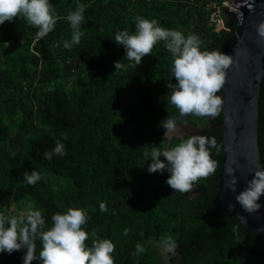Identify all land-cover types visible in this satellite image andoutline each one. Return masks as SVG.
I'll use <instances>...</instances> for the list:
<instances>
[{"label":"trees","instance_id":"obj_1","mask_svg":"<svg viewBox=\"0 0 264 264\" xmlns=\"http://www.w3.org/2000/svg\"><path fill=\"white\" fill-rule=\"evenodd\" d=\"M223 1L49 0L59 19L43 39L23 16L0 25V213L31 202L42 211L47 230L55 213L84 208L90 217L84 230L114 243L115 264H264V239L218 205L222 136L210 122L222 121L221 106L215 118L184 116L206 128L203 136L215 138L211 158L217 167L191 192H173L166 183L170 173H150L145 156L153 145L171 148L191 137L169 141L160 126L167 117L177 124L183 119L167 87L168 81L176 83L172 55L161 41L137 68L117 72L114 67L117 60L129 64L115 34L134 33L138 16L185 37L197 35L201 51L224 53L236 42L237 22L226 15ZM80 4L84 35L69 50L64 48L72 37L67 16ZM215 10L223 17L220 30L210 20ZM58 141L66 154L46 159ZM259 144L264 165V82ZM32 171L42 175L34 186L25 180ZM101 202L107 212L100 211ZM165 236L178 242L175 255L162 252L159 241ZM137 243L146 251L133 255ZM41 248L37 239V255ZM24 255V249L0 253V264H23Z\"/></svg>","mask_w":264,"mask_h":264},{"label":"clouds","instance_id":"obj_2","mask_svg":"<svg viewBox=\"0 0 264 264\" xmlns=\"http://www.w3.org/2000/svg\"><path fill=\"white\" fill-rule=\"evenodd\" d=\"M85 6L77 5L70 12L67 20L70 22L72 37L64 42V48L71 50L73 45L81 41L84 33L80 30L84 21ZM23 16L29 25L38 29L37 39H43L54 30L57 20L56 10L49 0H0V25L6 21L12 22ZM136 31H118L114 41L122 45L126 51L125 58L129 61L126 66L121 60L114 62L115 71L135 69L142 58L152 55L154 46L163 41L166 49L171 53L173 62L172 77L176 83L168 81L167 87L172 90L170 103L174 105L181 117L195 115L215 118L222 104L221 97L216 95L225 83L227 70L232 60L230 55L221 51H201L200 39L197 35H185L178 30L159 26L157 20L136 17ZM259 37L264 38V20L255 25ZM165 129L164 136L173 134L177 130V120L167 117L160 122ZM67 137H65L66 139ZM217 148L215 138L203 135H193L171 148H158L154 145L150 152L148 166L150 173L165 170L170 173L166 183L173 192H191L200 179L214 174L217 162L211 158V149ZM65 147L57 142L51 152H45V158L52 159L53 155H65ZM160 157H164L161 160ZM148 160V159H147ZM42 179L37 171L25 173L28 185H35ZM237 178L234 176L230 190L235 191ZM264 195V169L257 168L251 180H247L244 190L240 191L235 200L241 208L249 213H256L261 204L260 197ZM230 209L234 206L229 205ZM101 212H107L105 202L99 205ZM115 214V213H113ZM90 219L84 208L70 207L63 213L52 216L53 224L45 230V218L41 210L32 209L26 216H7L0 213V253L12 254L26 249L23 264H32L39 260L41 264H115L113 253L115 245L110 239H97L96 233L84 230ZM245 220V217H241ZM129 229H124L123 235H128ZM92 239L91 246L86 244ZM40 240L42 248L36 254V241ZM163 253L175 255L179 247L172 236H165L159 241ZM146 248L136 244L133 255L144 253Z\"/></svg>","mask_w":264,"mask_h":264},{"label":"water","instance_id":"obj_3","mask_svg":"<svg viewBox=\"0 0 264 264\" xmlns=\"http://www.w3.org/2000/svg\"><path fill=\"white\" fill-rule=\"evenodd\" d=\"M226 15H233L237 25L236 42L226 49L232 63L227 70L226 80L221 88V122H210L222 136L223 165L220 171L218 205L239 224L252 230L264 239V195L258 203L261 208L249 214L235 200L251 180L257 168L264 169L259 144V117L262 85L264 82V38L258 36L255 25L264 20V0H235L234 6L225 9ZM185 134L168 135L184 139L186 135H203L205 127L189 124L183 117L177 124ZM180 132V131H177ZM237 178L236 190H230L233 177ZM229 205L234 206L230 209ZM241 217H245L241 219Z\"/></svg>","mask_w":264,"mask_h":264},{"label":"rangeland","instance_id":"obj_4","mask_svg":"<svg viewBox=\"0 0 264 264\" xmlns=\"http://www.w3.org/2000/svg\"><path fill=\"white\" fill-rule=\"evenodd\" d=\"M177 131H180V132H177ZM176 133L185 134V133H187V130H179L177 128ZM195 135H199V134L196 133ZM32 209H37L38 210V207L34 206L33 203L26 201V202H24L22 204H14L13 206H11L9 208H6L4 210L3 214L8 215V214H11V213L15 212L17 214H20V215L24 216V215H27V213L30 210H32ZM24 252H26V249H24Z\"/></svg>","mask_w":264,"mask_h":264},{"label":"built area","instance_id":"obj_5","mask_svg":"<svg viewBox=\"0 0 264 264\" xmlns=\"http://www.w3.org/2000/svg\"><path fill=\"white\" fill-rule=\"evenodd\" d=\"M235 0H225L222 2V7L225 9H230L234 6ZM210 20L214 22L216 30H220L224 27V21L223 17L221 16V13L218 10H215L210 15Z\"/></svg>","mask_w":264,"mask_h":264}]
</instances>
